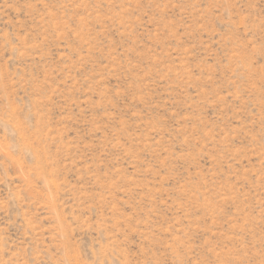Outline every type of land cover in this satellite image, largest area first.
Returning <instances> with one entry per match:
<instances>
[{
  "label": "rangeland",
  "instance_id": "1",
  "mask_svg": "<svg viewBox=\"0 0 264 264\" xmlns=\"http://www.w3.org/2000/svg\"><path fill=\"white\" fill-rule=\"evenodd\" d=\"M0 264H264V0H0Z\"/></svg>",
  "mask_w": 264,
  "mask_h": 264
}]
</instances>
